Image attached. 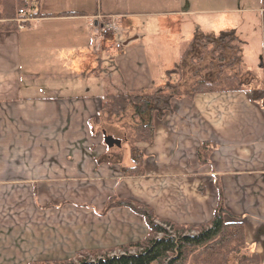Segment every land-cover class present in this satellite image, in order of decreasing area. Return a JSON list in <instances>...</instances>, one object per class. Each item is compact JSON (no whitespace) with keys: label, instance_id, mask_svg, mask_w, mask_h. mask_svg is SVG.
Here are the masks:
<instances>
[{"label":"crops","instance_id":"0c3cea01","mask_svg":"<svg viewBox=\"0 0 264 264\" xmlns=\"http://www.w3.org/2000/svg\"><path fill=\"white\" fill-rule=\"evenodd\" d=\"M229 3L38 0L27 26L17 27L16 12V24L0 30V264L65 263L145 238L133 210H104L111 199L193 231L221 199L225 220L243 223L249 251L264 262V105L247 87L174 97L152 141L137 144L140 177L122 174L134 165L124 150L119 164L96 162L122 144L103 130L104 96L175 82L194 33L221 31L212 8L230 11ZM101 14L125 20L121 49L95 48L91 23ZM202 144L211 146L207 162Z\"/></svg>","mask_w":264,"mask_h":264},{"label":"trees","instance_id":"16d2710c","mask_svg":"<svg viewBox=\"0 0 264 264\" xmlns=\"http://www.w3.org/2000/svg\"><path fill=\"white\" fill-rule=\"evenodd\" d=\"M38 0H0V30L9 29L15 23L16 12L20 8H29L30 4ZM264 2V0H263ZM36 15V14H35ZM241 44L236 32L233 30L215 33L195 32L194 37L183 52L182 60L177 68L186 70L189 66L190 74L194 81L183 88L181 83L166 82L154 91L116 93L104 96L100 119L105 125L103 130L117 122L125 125L127 116L134 122L132 127V141L130 143L131 159L134 163L130 167H122V174L126 177L142 176L143 154L137 148L141 142H151L154 134L153 123L156 118H162L170 109V101L174 97H193L197 93L208 91L240 90L247 87L253 100L264 105V88L249 87L252 74L245 72V77L233 73L225 76V68L240 69L242 64ZM210 56L217 61L216 65L210 64L214 74H209V66H195L203 60V55ZM192 64V65H191ZM205 73L203 77L201 74ZM214 73V72H213ZM209 74V75H208ZM214 75V77H213ZM200 76V77H198ZM216 77V79H214ZM249 78V79H248ZM247 79L248 81H246ZM227 80L232 84L228 88H221L220 82ZM132 122V123H133ZM108 131V130H107ZM211 147V146H210ZM208 144L199 147V159L207 162L210 152ZM123 152L121 150L109 152L97 158V163H121ZM221 196V195H220ZM126 206L138 214L145 221L148 235L143 241L134 242L123 246L126 251L121 254H101L90 257H77L69 260L42 264H263L259 256L249 251L245 239L243 223L226 221L224 215L226 208L222 206L221 199L213 214V220L201 228L193 231L191 228L176 226L169 221H158L151 209L141 207L128 200H109L106 209L111 206ZM130 248H136L129 252Z\"/></svg>","mask_w":264,"mask_h":264},{"label":"rangeland","instance_id":"374dc122","mask_svg":"<svg viewBox=\"0 0 264 264\" xmlns=\"http://www.w3.org/2000/svg\"><path fill=\"white\" fill-rule=\"evenodd\" d=\"M31 6L29 8H23L26 11H29ZM218 6L213 7L212 10H214V14H211L214 19L216 24L214 25L215 30H221V31H228V30H234L237 32L239 35V44H241V55H242V61L243 63L241 64L240 69L236 68H225L224 75L225 76H230L233 73H236L239 76L245 77L244 71H248V73H254L257 78L253 75V80H251V83L249 84V87L251 86L252 88L254 87H260L261 89L264 88V82L261 83V79H258L262 77L264 74V2L263 0H230V3L228 5V9L230 11L221 12L219 13L216 9ZM224 7V9H227ZM22 9V8H20ZM17 12L18 15V20L20 19L21 15H19V11ZM209 10V8H208ZM36 16V15H35ZM199 16H203L200 15ZM205 17V16H204ZM28 22L25 24L21 25V27L27 26ZM119 25L121 26V31L122 35L125 34L126 30V22L125 20L120 21ZM18 28H21L20 25L17 26ZM114 45V39L112 40L111 43L107 44L108 46ZM212 65H216L217 61L214 59H211L210 56L203 55V60L199 63H196L195 66H200V67H207L211 68ZM192 65V64H191ZM190 67V66H189ZM189 67L183 71H180L177 67L175 69V79L174 81L177 83H181V86L183 88L188 87V85L194 81L192 78V75L190 74V69ZM218 69L214 70V68L208 69L205 73L209 72V74H214L217 72ZM214 72V73H213ZM205 73L202 72L201 77L205 75ZM208 74V75H209ZM213 75V77H214ZM200 77V76H198ZM216 79V77L214 78ZM249 79V78H248ZM248 81L247 79H245ZM234 83H230L229 81L222 80L220 82L221 88H228ZM233 86V85H232ZM133 120H130V117L127 116V119L125 121V125H122V123L117 122L116 124H113L112 126H109L108 129L112 134L114 135L115 138L120 139L122 141V144L120 147L113 148L114 152L121 150V152H125V157H124V163L128 164L131 163V158L129 156L128 148L130 150V143L132 141V132H133V125L134 122ZM123 152V154H124ZM135 177H140V176H135ZM140 206V205H139ZM113 207V206H111ZM121 207V206H120ZM142 207V206H141ZM110 208V207H109ZM104 210H108L105 209ZM160 221V220H158ZM148 232V229H147ZM149 233V232H148ZM147 233V235H148ZM145 236V238L147 237ZM145 238L139 240L143 241ZM137 241V242H139ZM137 250L136 248H130L129 252H134ZM125 249L118 248V249H113L110 252H106L103 254L107 255H115V254H121L125 252ZM101 255V254H100ZM99 255V256H100ZM90 257L93 258V254H79L75 257L74 260H77V257ZM98 256V255H96Z\"/></svg>","mask_w":264,"mask_h":264},{"label":"built area","instance_id":"2783aa9c","mask_svg":"<svg viewBox=\"0 0 264 264\" xmlns=\"http://www.w3.org/2000/svg\"><path fill=\"white\" fill-rule=\"evenodd\" d=\"M19 15H21L18 20V24L23 25L26 22H31L35 19L34 8H31L29 11L20 9ZM95 23H91L92 27V37L95 48H105L107 44L111 43L114 39V45L111 47L115 49H121L123 43L120 40L122 36L121 26L119 25L122 21V16L120 15H97L94 17ZM110 47V46H108ZM107 47V48H108Z\"/></svg>","mask_w":264,"mask_h":264},{"label":"water","instance_id":"95a60500","mask_svg":"<svg viewBox=\"0 0 264 264\" xmlns=\"http://www.w3.org/2000/svg\"><path fill=\"white\" fill-rule=\"evenodd\" d=\"M107 139H108V141H113V140H111V138H108V137H107ZM116 143L118 144V143H119V141H118V142L116 141Z\"/></svg>","mask_w":264,"mask_h":264}]
</instances>
